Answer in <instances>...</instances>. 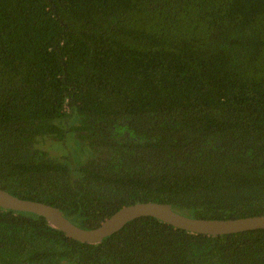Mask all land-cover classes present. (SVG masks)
I'll return each mask as SVG.
<instances>
[{
	"label": "trees",
	"instance_id": "16d2710c",
	"mask_svg": "<svg viewBox=\"0 0 264 264\" xmlns=\"http://www.w3.org/2000/svg\"><path fill=\"white\" fill-rule=\"evenodd\" d=\"M69 132L75 169L39 146ZM0 188L82 228L264 215V0H0ZM0 264H264V229L141 217L89 244L0 207Z\"/></svg>",
	"mask_w": 264,
	"mask_h": 264
},
{
	"label": "water",
	"instance_id": "95a60500",
	"mask_svg": "<svg viewBox=\"0 0 264 264\" xmlns=\"http://www.w3.org/2000/svg\"><path fill=\"white\" fill-rule=\"evenodd\" d=\"M0 207L44 217L49 225L62 231L67 237L89 244L100 243L104 238L118 232L128 222L141 217H153L191 233L213 236L264 229V215L235 219L194 218L175 211L168 203L159 202H140L123 206L98 226L82 228L66 218L58 207L19 198L2 188Z\"/></svg>",
	"mask_w": 264,
	"mask_h": 264
},
{
	"label": "rangeland",
	"instance_id": "374dc122",
	"mask_svg": "<svg viewBox=\"0 0 264 264\" xmlns=\"http://www.w3.org/2000/svg\"><path fill=\"white\" fill-rule=\"evenodd\" d=\"M39 146L51 155L66 160L72 169H75L91 156L89 146L79 140L73 132H69L61 140L52 138L50 140H42Z\"/></svg>",
	"mask_w": 264,
	"mask_h": 264
}]
</instances>
